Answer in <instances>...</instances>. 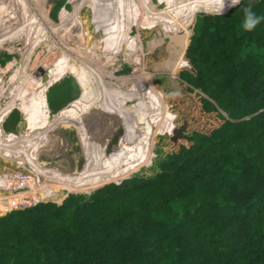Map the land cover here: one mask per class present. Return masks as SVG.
<instances>
[{"label":"trees","instance_id":"obj_1","mask_svg":"<svg viewBox=\"0 0 264 264\" xmlns=\"http://www.w3.org/2000/svg\"><path fill=\"white\" fill-rule=\"evenodd\" d=\"M47 1L0 0V21H11L14 11L9 8L17 10L23 3L27 10L30 2ZM115 1L120 7L103 1L109 25L105 18L96 22L99 41H91L94 18L83 6L78 20L65 26L73 43L62 42L58 32L48 36L34 12L33 26L17 27L7 43L26 57L0 66V72L13 73L10 94L0 82V99L7 104L0 108L1 119L10 112L3 110L19 104L26 113L21 130H43L42 142L50 140L49 134L54 137L39 146L38 159L53 145L60 148L61 138L64 149L70 139L88 149L87 164L73 176L62 203L49 199L0 216V264H264V20L245 32L243 5L217 15L216 0H167L174 13L166 8L157 17L151 0H137V23L159 26L165 37L146 57L145 68L152 73L122 77L121 83L103 89L85 80L62 112H55L62 116L65 109L80 105L79 114L76 108L69 110L63 126L43 118V128L38 100L60 99L58 90H66L59 86L75 90L79 82L56 70L72 66L89 79L99 77L91 65L84 69L85 51L99 52L106 68L120 57L142 62L143 43L138 50L129 46L134 44L129 36L133 14ZM252 10L264 16V0H254ZM77 26L84 27L85 42L74 35ZM48 55H54V63ZM132 94L138 99L125 107ZM105 112L113 114L105 127L92 123ZM88 126L92 132L86 135ZM121 126L127 130L124 136L109 135ZM21 147L22 160L29 161L36 146ZM47 153L51 165L54 157ZM155 153L161 154L156 174L134 173ZM34 168L40 170L37 163ZM55 169L65 172L59 164ZM63 178L41 195L64 186ZM97 178L106 183L87 192ZM6 194L0 189V195Z\"/></svg>","mask_w":264,"mask_h":264},{"label":"rangeland","instance_id":"obj_2","mask_svg":"<svg viewBox=\"0 0 264 264\" xmlns=\"http://www.w3.org/2000/svg\"><path fill=\"white\" fill-rule=\"evenodd\" d=\"M62 3H61V2ZM87 0H80V1H75V0H48L47 3H35V6L33 4H31L30 2V8L26 10V7L23 6V3L20 5V7L15 10L14 7L13 8H9V11L13 12L12 14L10 13V18L11 21L10 22H4V21H0V66L2 68H5L8 63H11L13 61H20L26 57L25 54H22V52L16 51V49H12L9 48L7 43L11 37V35L16 31L17 27H32L34 24V21L32 20V18L30 17L31 13L34 12V14H37V20L38 23L41 27L42 30L46 31L45 33L50 36L53 35V32L56 33L58 32L57 37L61 38L62 42L67 43L69 41H72V37L71 34L69 33V31L67 30V28H65L66 25H68L70 22H75L76 20H78V16L80 15V11L81 8L87 7L91 10L92 14H91V18H94V23L92 24V30H93V34H92V40L93 42L95 41H99L101 39V31L99 30V26L96 25V22H99L102 20V18H105L106 21V25H109V21H108V12L106 11V7L103 5V1L104 0H88V2H86ZM114 7H120L117 4V1L112 0ZM122 3H125L126 8L129 9V11H132L133 17L132 19H130V28L131 30H129V36H131V38L133 39L132 41L134 42V44L132 43H128L129 46L131 47L132 50H138V48L141 47V42L144 45V50H143V60H142V65H145V60L148 54L150 53H154L157 51V48L159 47L157 46H152L149 45L151 40L154 39H160L159 34H158V30L161 28H159V26H157V28L154 29H150V27L142 28L141 24L137 23L136 17L137 12L139 11V7H138V3L137 0H120ZM124 1H130V3L124 2ZM152 4L154 7L153 11L157 17L160 16L159 11L165 10L166 8H169L168 5V1L167 0H151ZM58 2L61 3V7L58 9L56 16L53 15V10H55L56 4H58ZM39 6V7H38ZM67 6V7H66ZM153 6L151 8H153ZM149 9V7H148ZM169 10H172V12L174 13L175 7H171L169 8ZM200 13H204V12H208V10H201L199 11ZM49 15V16H47ZM64 15H65V19H67V21L63 22L64 19ZM9 16V15H8ZM7 16V17H8ZM53 17L55 19H53ZM67 17V18H66ZM99 17V18H98ZM31 18L32 23L28 21V19ZM115 19V18H114ZM173 19V18H172ZM171 19V20H172ZM79 20H81V18H79ZM116 20V19H115ZM23 24V22H25ZM49 22V23H48ZM116 23L119 25V22L116 20ZM53 24L52 27L53 29H51V25ZM62 27L64 29H62ZM83 28L82 26H77L76 27V31L74 32L75 36H82L83 37V42H85L84 40V34H83ZM158 29V30H157ZM162 31V30H161ZM62 32L66 33V37L62 38ZM148 34V37H143L142 34ZM137 34V35H136ZM68 36V38H67ZM165 40V37H163ZM137 40H139V43L137 42ZM50 44L52 43V40L47 41ZM165 43V41H164ZM163 43V44H164ZM75 44L79 45L78 43V38H76L75 40ZM95 44V43H94ZM161 44V45H163ZM82 45H80L81 47ZM44 53V52H43ZM98 54H93L92 53H87L85 51L84 56H85V61H86V66L84 69H88L90 67V65L92 66V72L95 73V76H99L96 78H87L84 76V74L87 73H83L82 70H79L75 67H61L59 70H56L55 73H59V72H63V74H65V79L67 80H74V78H78L79 82L77 83L75 90H73V88L70 86L68 89L67 85H62L59 86V88L65 87V90H58L59 92H62L63 95L61 96L60 99H39L38 100V111L41 113L40 115H38L39 119H45L48 122V124H52L55 126H63L65 123V120H62L65 118V116L67 115V112L71 109H74L75 106L74 105L70 108L65 109V112L62 116H57L55 112H59V114L62 112L60 111V108H62L67 101H69V98L73 96V94L79 89V87L86 81H94L97 84V86H101V89L105 88L104 85H106L107 87L110 88V86L113 83H121L122 77H126L127 79L129 77H131V74L133 73V67H134V62H124L121 57L118 59V61H114L115 63H113L111 66H108L107 68L104 66L103 63H101V54H99V52H97ZM101 53V52H100ZM7 55H11L12 57L7 58ZM111 55V54H110ZM43 56V55H42ZM54 55H48V59L51 60V63H54L55 61L52 62ZM2 61H5L4 63H2ZM126 68H130V71H126L124 69ZM80 72L82 75H80L79 77H77L75 74H72V71H77ZM152 72L146 71L145 75L147 74H151ZM13 73H11L10 75L5 74L4 72H0V82L1 80L3 81L1 83V86L3 91H6L7 89V93L10 94L11 92V84L8 82L10 81V76ZM25 74V73H24ZM23 74V75H24ZM93 74V73H92ZM139 76V75H137ZM119 78V79H118ZM86 80V81H85ZM158 80V79H157ZM29 85L28 83H25L24 86ZM30 86V85H29ZM99 87H96L95 89H99ZM153 89H154V83H153ZM64 91V92H63ZM105 92V91H104ZM60 93V95L62 94ZM59 95V97H60ZM132 98H130L127 102H125L123 105L125 107L127 106H131L134 105V103L136 102V100L138 99L139 95L136 94L135 96L132 94L131 95ZM8 100V99H7ZM9 104V103H8ZM17 105H13L12 107H7V109L3 110H9L10 112H8L6 115V120L5 119H1V117L3 115H0V128L1 132L4 133V128L7 131H13V132H17L19 133L16 136H12V137H8L5 136L4 138L1 137L2 134L0 132V179L4 180V181H9L11 175L13 172L15 171H19L20 176H17L20 180L16 182V186L17 188H13V194H6L3 196V199L6 202H9L12 207L14 208L13 210L9 211L12 212L17 208H28V207H32L34 205H38L40 202H47L49 199H52L53 201L62 203L63 200L68 196V191H65V189L67 187H69L72 183L73 176L74 175H78L80 173V170L83 171L84 169V165L87 164V162L85 161V154H84V150L88 147L86 146V144L82 143L81 141L79 142L80 144H74L77 142H73V140H69L67 143V147H65L66 149L63 148V142L64 139H60V145L61 147L57 148V144H55L54 147H51L49 149H47L46 151H44V154H42V157L38 160V156H36V152L37 149L39 148L40 145H44L46 143H49L50 141H44L42 142L43 136H44V131L42 130L41 132H39L37 129L32 128L29 130H21L22 125H25V117H26V113L25 111L22 109H20V107ZM7 106L5 99H0V108ZM122 106V105H121ZM46 107H51V110L46 111L45 108ZM52 110L54 111V113H51ZM78 114L80 111H78ZM113 114L112 113H108L105 112L103 114H101V116H99V119H94L92 121L93 124H95L97 122V124L103 128V126L105 127V124H107V121H109L110 118H112ZM59 117L61 118V120L59 119ZM91 123V122H90ZM91 127H87L86 128V135H89V133L92 132V130H90ZM89 129V130H88ZM21 130V131H20ZM127 133L126 127L125 126H121L119 127V131L115 132V133H110L109 135L114 137H120V136H124ZM113 134V135H111ZM71 138H72V132L70 133ZM38 136H40V140H38ZM58 138V137H57ZM93 138V137H91ZM95 138V137H94ZM54 137H50V140H53ZM117 139V138H114ZM110 141H112V139H110ZM40 142V143H39ZM106 143V142H105ZM26 144H32L35 145V149H34V153L33 155H35V158L32 159V157H29V159L31 160L29 162L28 165L24 166L22 165L21 168H18L19 166H21L22 161H19V159H24L23 156V148L21 146H24ZM38 144V145H37ZM56 149V153L55 150ZM15 150H20L18 152H15ZM51 151V157H54V162L51 165L48 166H41V164H46L49 163V161L51 159L47 158L48 156L50 157L49 153L47 152ZM60 154V158H58V160H56V155ZM157 155H161L160 153H155L153 154V158L151 160V162L147 165H143L140 169H138L137 171H135L134 173H140V175H144L146 177H151L154 174H156L157 170H158V165H159V161L161 160V157L158 158ZM21 156V158L19 157ZM34 160V161H33ZM32 161L34 163H32ZM39 164L38 167L40 168V170H36L34 168L35 164L38 163ZM25 163V162H24ZM60 165L61 168L63 170H65L64 173H62V175L59 174V170L55 169L56 165ZM15 168H17L15 170ZM24 172V173H22ZM5 173L9 174L10 176L7 178L5 177ZM18 173V172H17ZM79 176V175H78ZM64 177L63 179L65 180V184L64 186L60 187L58 190L53 191L51 194L43 196L41 195V193L43 192V190L45 188H47L50 184L56 182L55 179L57 178H61ZM98 179V178H97ZM111 182V181H110ZM106 181H102L100 179L95 180L93 182H91L87 188H89L87 190V192H92L93 190H95L97 187L105 184ZM65 191V192H64ZM15 192V193H14ZM14 194L19 195V197H23L22 199H19L18 197H14ZM37 200L36 204L30 205L28 206L27 202L29 201H34ZM21 206V207H19ZM8 212H3L0 216L6 215Z\"/></svg>","mask_w":264,"mask_h":264},{"label":"clouds","instance_id":"obj_3","mask_svg":"<svg viewBox=\"0 0 264 264\" xmlns=\"http://www.w3.org/2000/svg\"><path fill=\"white\" fill-rule=\"evenodd\" d=\"M218 4L217 8V15H224L225 12L230 9L234 8L237 5H243L241 8L243 12V22H242V29L245 32H251L253 31L258 24L261 23L262 20H264V16H258L253 10H252V4L254 3V0H248V2L245 4L243 0H216ZM53 19H55L53 17Z\"/></svg>","mask_w":264,"mask_h":264},{"label":"built area","instance_id":"obj_4","mask_svg":"<svg viewBox=\"0 0 264 264\" xmlns=\"http://www.w3.org/2000/svg\"><path fill=\"white\" fill-rule=\"evenodd\" d=\"M2 133V132H1ZM2 134H5V136H8V137H12V136H16V135H18L19 133H17V132H13V131H7L5 128H4V133H2ZM1 136V135H0ZM18 151H20V150H15V152H18ZM24 151H22V153H23ZM31 152L32 153H34L35 151L32 149L31 150ZM20 158H21V156H19ZM35 158V155H33L32 156V159H34ZM39 160V159H38ZM19 161H22V159H19ZM31 160L29 159V161H25V163H23V166H24V164L25 165H28L29 164V162H30ZM34 161V160H33ZM32 161V163H34ZM37 164H39V161H38V163ZM48 163H46V166H48L47 165ZM22 166H19L18 168H21ZM15 170H16V168H15ZM20 171H21V169H20ZM18 172V173H17ZM22 172V171H21ZM22 173H24V172H22ZM20 176V173H19V171H15V172H13L12 173V175H11V177H10V179H9V181H4V180H2V179H0V189H2V190H5V193H8V194H13V188H17V186H16V182L17 181H19L20 179L17 177V176ZM0 176H1V174H0ZM10 176V173L9 174H6L5 173V177H9ZM15 193V192H14ZM3 196L4 195H0V215L3 213V212H9V211H11V210H13L14 208L12 207V205L9 203V202H6L4 199H3ZM14 197H18L19 199H22L23 197H19V195H17V194H14ZM37 203V200H34L33 202L32 201H29V202H27V204H28V206H30V205H33V204H36ZM19 207H21V206H19Z\"/></svg>","mask_w":264,"mask_h":264},{"label":"bare ground","instance_id":"obj_5","mask_svg":"<svg viewBox=\"0 0 264 264\" xmlns=\"http://www.w3.org/2000/svg\"><path fill=\"white\" fill-rule=\"evenodd\" d=\"M125 7H126V5H125ZM132 12V11H131ZM44 31V30H43ZM44 32H46V31H44ZM142 43V42H141ZM147 70H146V68H145V65L143 66L142 65V63H135L134 64V67H133V73L131 74V76H135V75H144L145 74V72H146ZM72 74H75L77 77H79L80 75H82L80 72H78V70L77 71H72L71 72ZM119 79V78H118ZM74 95V94H73ZM75 108L76 109H78V111H81V106L80 105H77V106H75ZM42 121H43V119H42ZM50 137H52L53 138V136L52 135H49V139H50ZM51 141V140H50ZM55 145H53V147H54ZM59 147L57 146V148L56 149H58ZM56 149L54 150L55 151V153H56ZM50 153H51V151H50ZM58 154V153H57Z\"/></svg>","mask_w":264,"mask_h":264},{"label":"water","instance_id":"obj_6","mask_svg":"<svg viewBox=\"0 0 264 264\" xmlns=\"http://www.w3.org/2000/svg\"><path fill=\"white\" fill-rule=\"evenodd\" d=\"M157 30H158V29H157ZM158 34H159V37H158V38H160V39H157V40H156V39L151 40L150 43H149V45H151V47H152V46H157V45H158V46H161V44L164 43V41H165L164 38H163L164 35H163V32H162L160 29L158 30Z\"/></svg>","mask_w":264,"mask_h":264},{"label":"crops","instance_id":"obj_7","mask_svg":"<svg viewBox=\"0 0 264 264\" xmlns=\"http://www.w3.org/2000/svg\"><path fill=\"white\" fill-rule=\"evenodd\" d=\"M43 123H44V122L42 121V126H43ZM43 128H44V126H43ZM44 129H45V128H44ZM45 131H46V130H45ZM49 135H50V134H49ZM49 141H50V140H49Z\"/></svg>","mask_w":264,"mask_h":264}]
</instances>
